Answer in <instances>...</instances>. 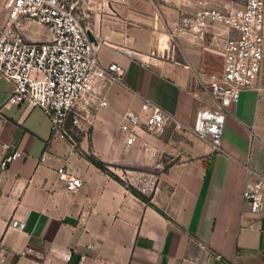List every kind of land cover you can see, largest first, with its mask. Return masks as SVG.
Listing matches in <instances>:
<instances>
[{"label":"crops","instance_id":"1","mask_svg":"<svg viewBox=\"0 0 264 264\" xmlns=\"http://www.w3.org/2000/svg\"><path fill=\"white\" fill-rule=\"evenodd\" d=\"M4 5L0 0V24ZM197 6L198 0H88L100 61L119 63L124 81H99L69 115L66 136L53 133L42 109L6 106L13 86L0 80V161L9 153L3 143L25 154L0 168L4 264H264V212H250L243 197L259 181L264 196V57L256 86L226 109L218 153L191 127L200 108L217 107L209 86L212 70H222L223 40L211 33L201 40L192 31L177 38V48L169 45V27ZM145 101L186 128L168 122L162 134L140 130L128 144L122 114L144 118ZM87 155L110 169L121 164L158 175L155 193L140 198ZM61 165L83 179L82 188L65 187ZM12 217L25 227H8Z\"/></svg>","mask_w":264,"mask_h":264},{"label":"built area","instance_id":"2","mask_svg":"<svg viewBox=\"0 0 264 264\" xmlns=\"http://www.w3.org/2000/svg\"><path fill=\"white\" fill-rule=\"evenodd\" d=\"M4 6L6 16L0 24V80L13 86L5 105L25 104L42 109L51 121L53 133L66 136L67 119L79 102L99 81L122 83L124 68L117 62L101 63V45L93 42L88 34V0H5ZM33 24L46 28L49 37L44 40L31 38L26 30ZM192 31H196L201 40L210 33L213 38L223 40L222 70L209 86L217 107L200 108L191 127L198 138L210 141L214 150L222 153L226 109L239 101L242 90L256 86L262 70L264 0H243L237 6L198 0L193 13H182L169 27L170 48H177V38ZM123 52L146 63L131 50ZM100 103L107 105L105 99ZM142 112L144 118L134 111L122 114L121 129L128 144L136 140L140 130L162 134L168 122H175L178 130L186 128L149 101L142 104ZM2 145L9 153L0 161L1 169L25 155L19 149H12L9 143ZM57 172L68 190L77 191L83 187V179L66 166L61 165ZM153 178L154 174L150 178L141 176L140 182L145 189H137L145 194L152 188ZM243 197L250 212H264L262 181L249 183ZM25 225L14 217L8 223V227L14 229H23ZM88 247L92 248L93 244ZM6 253L0 245V264L5 263ZM229 264L239 262L234 260Z\"/></svg>","mask_w":264,"mask_h":264},{"label":"rangeland","instance_id":"3","mask_svg":"<svg viewBox=\"0 0 264 264\" xmlns=\"http://www.w3.org/2000/svg\"><path fill=\"white\" fill-rule=\"evenodd\" d=\"M26 33L33 39H47L49 37V32L46 28H44L43 26H39L37 24H33L31 26L28 27V29L26 30ZM213 74L215 75H219L221 73V67L220 64H218L215 69L212 70ZM107 165V164H106ZM108 169L115 173L126 185H132L135 186L138 189H145L140 182V178L141 176H146L148 178L151 177L152 174L154 173H147V172H141L140 170L137 169H133L132 167H126L123 166L121 164L116 165L115 167H113L112 169L109 168V166L107 165ZM119 173V174H117ZM158 182H159V176L154 174V178L152 183H154L152 185V188L145 191V195H152L155 193L157 186H158ZM140 189V190H141Z\"/></svg>","mask_w":264,"mask_h":264},{"label":"trees","instance_id":"4","mask_svg":"<svg viewBox=\"0 0 264 264\" xmlns=\"http://www.w3.org/2000/svg\"><path fill=\"white\" fill-rule=\"evenodd\" d=\"M88 158L99 168H101L103 171L109 173L112 177H114L115 179H117L118 181H121L122 183H124L115 173L111 172L106 163H104L103 161L97 159L96 157L92 156V155H87ZM125 184V183H124ZM128 188L134 192L137 196H139L140 198L144 199V200H148V198L146 197L145 194H143L142 192H140L137 188H135L132 185H127Z\"/></svg>","mask_w":264,"mask_h":264},{"label":"water","instance_id":"5","mask_svg":"<svg viewBox=\"0 0 264 264\" xmlns=\"http://www.w3.org/2000/svg\"><path fill=\"white\" fill-rule=\"evenodd\" d=\"M89 37L93 42H96L94 36L92 35V33L90 31H88Z\"/></svg>","mask_w":264,"mask_h":264}]
</instances>
